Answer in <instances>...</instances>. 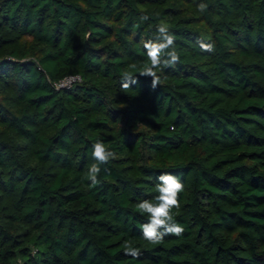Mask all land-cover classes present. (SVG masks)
<instances>
[{
	"label": "trees",
	"instance_id": "obj_1",
	"mask_svg": "<svg viewBox=\"0 0 264 264\" xmlns=\"http://www.w3.org/2000/svg\"><path fill=\"white\" fill-rule=\"evenodd\" d=\"M160 21L180 61L123 88ZM164 173L184 231L151 245ZM0 264H264V0H0Z\"/></svg>",
	"mask_w": 264,
	"mask_h": 264
},
{
	"label": "clouds",
	"instance_id": "obj_2",
	"mask_svg": "<svg viewBox=\"0 0 264 264\" xmlns=\"http://www.w3.org/2000/svg\"><path fill=\"white\" fill-rule=\"evenodd\" d=\"M200 13L207 10V5L201 2L198 6ZM147 17H144L146 19ZM157 34L154 39L145 41L148 63L142 68H137L135 64L129 65L128 71L123 73L122 87L128 88L137 82V74L152 78L151 87L159 86L160 80L156 69L164 67H174L180 61V54L174 47L175 37L171 33L166 21H160L156 25ZM210 48V45H203ZM116 153L105 146L102 140L97 139L92 145V157L94 163L88 168L85 178L91 182V186L100 183L98 179L101 166L114 159ZM158 195L154 201L142 199L136 204V209L147 215L148 222L142 225L143 239L151 245H159L166 235H180L184 228L179 224L173 215V209L180 207L179 194L184 191L182 180L171 173H164L158 177ZM124 251L127 255L137 257L139 249L131 241H126Z\"/></svg>",
	"mask_w": 264,
	"mask_h": 264
},
{
	"label": "built area",
	"instance_id": "obj_3",
	"mask_svg": "<svg viewBox=\"0 0 264 264\" xmlns=\"http://www.w3.org/2000/svg\"><path fill=\"white\" fill-rule=\"evenodd\" d=\"M79 81L80 77L78 75L71 74L53 82V85L55 86V88H61L65 86H70L71 84Z\"/></svg>",
	"mask_w": 264,
	"mask_h": 264
}]
</instances>
